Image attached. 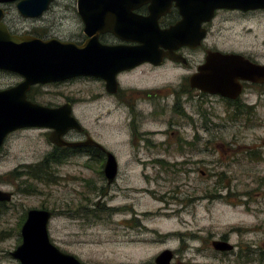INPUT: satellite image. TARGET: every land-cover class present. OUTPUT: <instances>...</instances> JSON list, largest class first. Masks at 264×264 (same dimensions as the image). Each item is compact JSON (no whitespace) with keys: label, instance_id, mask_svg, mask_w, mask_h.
<instances>
[{"label":"rangeland","instance_id":"obj_1","mask_svg":"<svg viewBox=\"0 0 264 264\" xmlns=\"http://www.w3.org/2000/svg\"><path fill=\"white\" fill-rule=\"evenodd\" d=\"M234 26L232 35L222 39L224 47L257 54L264 62V21ZM250 28L252 38L244 34ZM181 73L174 70L159 82L174 85ZM15 80L0 78V86ZM90 84L46 87L40 103L78 98L83 102L75 107V115L87 130L98 119L107 126L104 141L126 139L122 114L111 102L93 107L85 102ZM205 109L206 121L199 128L202 147L196 144L187 154L131 155L125 144L110 146L118 163L114 183L122 185V217H90L82 226L70 215L76 191L85 190L87 183H106L102 167L85 155H72L57 171L33 177V167L48 156L51 146L39 132L14 135L0 154V174H11V183L21 188L6 187L18 194L0 213V264H19L11 252L22 240V218L27 210L41 208L54 213L52 243L84 264H155L164 250L172 251V264H264V108L241 116L213 101ZM187 129L191 139L193 131ZM25 169L33 173L27 175ZM108 205L120 207L121 200ZM213 241L228 242L233 249L215 250Z\"/></svg>","mask_w":264,"mask_h":264},{"label":"flooded vegetation","instance_id":"obj_2","mask_svg":"<svg viewBox=\"0 0 264 264\" xmlns=\"http://www.w3.org/2000/svg\"><path fill=\"white\" fill-rule=\"evenodd\" d=\"M95 1L90 0L85 4L83 0H41L39 3H36V0H0V25L12 37L40 42L56 41L63 44H74L78 47L95 40L104 47L122 46V48L148 51L149 60L119 72L115 77L116 84L113 87H107L103 79L95 76H79L58 82L32 84L24 93H16L7 97L0 96V103L4 104L6 101L7 103L30 102L52 109L67 105L70 107L71 116L82 128L81 131L70 129L62 136L67 143L80 144L76 147H67L55 146L50 142L49 137L52 130L49 128H20L5 133L9 125L1 124L0 154L7 150L8 142L20 132L22 135L31 131L39 132L45 140H48L51 146L47 156L50 157L49 161L41 164L47 159L46 157L34 166L33 170L37 173H34L33 177H40L45 171H57L65 157L70 158L72 155L80 154L85 155L91 163H98L104 171L107 153L114 157L116 155L109 147L123 144L128 146L131 155L187 154V151L192 150L196 144L202 147L199 128L201 121H206L205 107L211 105L213 101L224 103L235 115L241 116L246 113H255L257 107L264 108V74L260 69H254L244 62H238L236 68H241L235 73L229 62L223 64L222 60H210L213 53L233 54L241 56L249 64L264 67V62L261 61L262 56L224 47L222 42L224 36L229 38L232 35L236 27L233 25L245 21L254 22V20L260 21L261 19L264 21V8L259 5L260 3L247 10L229 8L215 10L209 20L202 22L198 27V31L203 33L199 44L176 47L174 39L159 35L160 31L169 30L182 19L180 5L175 0H120L112 1V4ZM89 22L90 25L87 24ZM111 26H114L115 32L120 33L121 36L108 30ZM252 33L250 28L246 29L244 34L252 38ZM223 65L233 72L226 71L224 75L217 74V76L215 72ZM208 66H215L214 77L206 76L204 68ZM247 68L252 71L250 72ZM177 69H180L182 73L176 84L159 82L164 75L167 76ZM198 73L204 74L202 77L204 88L207 87L208 82L216 81L220 93L212 94L192 86L191 79ZM159 75H161L160 78ZM245 76H253L256 80L251 81L249 78H244ZM5 77L16 80L7 86H0V93L13 90L25 81V78L15 71L0 69V78ZM81 81L91 83L88 99L85 100L90 107L111 102L115 110L122 114L121 126L126 133V139L123 137L118 140L112 137L113 143H108L106 139L104 141L107 126L105 123H100L98 119L92 121L87 130L75 115V107L83 102L78 98H67L63 103H40L41 98L46 95L44 88ZM76 91L77 94L80 92V90ZM188 127L190 131H193L191 139L186 136ZM3 133L5 135L2 137ZM89 138L100 147L92 144L82 145ZM202 144L205 145V142ZM116 151L122 153L121 149ZM25 172L27 175L33 173L30 169H25ZM5 174H0V213L8 209V205L18 194V190H8L6 187L21 188V185L11 183V174ZM114 182L87 183L85 190L76 191V199L70 215L77 226L88 224L90 217L102 218L112 213H119L122 217V185ZM27 191L24 188L22 192L27 194ZM116 198L121 200L120 207L108 205ZM31 210H44L50 213L47 222L49 236L54 213L44 208L26 211L22 218L20 235ZM122 224L124 221L122 223L121 219L119 223L121 228ZM70 255L79 260L75 255ZM172 262L173 258L170 264Z\"/></svg>","mask_w":264,"mask_h":264},{"label":"water","instance_id":"obj_3","mask_svg":"<svg viewBox=\"0 0 264 264\" xmlns=\"http://www.w3.org/2000/svg\"><path fill=\"white\" fill-rule=\"evenodd\" d=\"M112 1H95L96 3L112 4ZM180 5L182 16L175 26L169 30L160 31V37H169L175 40V46L199 44L203 33L198 31L202 22L209 20L213 12L221 8L248 9L261 5L264 8V0H175ZM41 0H36V3ZM83 0V3H89ZM22 11L23 9L20 8ZM87 24H91L90 22ZM117 27L119 25H116ZM122 27V25L120 26ZM113 32L116 31L111 26ZM116 33V32H115ZM121 36L120 33H116ZM171 36V37H170ZM175 47V48H176ZM25 48V50H24ZM136 50V51H135ZM17 53V54H16ZM17 55V56H16ZM210 60H222L225 64L229 62L237 73L241 67L236 68L238 62H244L251 68L260 69L264 74V67L249 64L239 55L233 54H211ZM148 59V51L141 49H128L117 47H104L95 40L84 46L78 47L74 44H63L60 42H40L25 38L12 37L7 30L0 25V69L15 71L25 78L17 88L1 92L0 96H11L16 93H24L32 84L58 82L79 76H95L103 79L107 87L116 84V75L126 69L133 68ZM250 72V68H247ZM202 70V68L200 69ZM207 75L212 77L219 74L224 75L227 70L225 65L215 72V66L204 68ZM215 72V73H214ZM204 74H195L191 79V85L212 94L220 93L216 81L207 83L204 88L202 80ZM218 76V75H217ZM255 82V77L245 76ZM12 101V100H10ZM14 101V100H13ZM3 102V101H2ZM4 119V120H1ZM9 119V120H8ZM7 124V132L20 128L45 127L52 130L49 137L55 146L76 147L80 144L67 143L62 139L66 131L76 129L81 131V126L71 116L70 107L52 109L30 102L0 103V125ZM3 133L2 137L5 135ZM95 145L100 147L92 139H88L84 146ZM118 173V165L114 155L107 153V160L103 174L107 183H113ZM50 213L44 210L29 211L28 220L21 230V243L11 252V256L19 264H83L70 254L61 252L55 247L48 236L47 222ZM211 246L215 250L230 251L232 245L225 241H213ZM173 253L170 250L162 251L155 259L156 264H170Z\"/></svg>","mask_w":264,"mask_h":264},{"label":"trees","instance_id":"obj_4","mask_svg":"<svg viewBox=\"0 0 264 264\" xmlns=\"http://www.w3.org/2000/svg\"><path fill=\"white\" fill-rule=\"evenodd\" d=\"M49 158L50 157H47V159H45L41 164L48 162L49 161Z\"/></svg>","mask_w":264,"mask_h":264}]
</instances>
